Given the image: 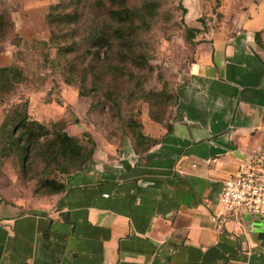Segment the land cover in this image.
<instances>
[{"label":"crops","instance_id":"1","mask_svg":"<svg viewBox=\"0 0 264 264\" xmlns=\"http://www.w3.org/2000/svg\"><path fill=\"white\" fill-rule=\"evenodd\" d=\"M181 4L192 51L171 129L144 149L98 144L42 206L0 200V264H264V219L218 201L264 150V0Z\"/></svg>","mask_w":264,"mask_h":264},{"label":"rangeland","instance_id":"2","mask_svg":"<svg viewBox=\"0 0 264 264\" xmlns=\"http://www.w3.org/2000/svg\"><path fill=\"white\" fill-rule=\"evenodd\" d=\"M29 5L30 13L16 12ZM126 5L135 12L118 21L111 0H0V51L18 38L10 20L20 21L22 38L19 73L0 92L1 201L18 210L42 206L51 194L45 180L78 167L94 141L112 148L173 118L192 51L181 0ZM24 115L44 126L35 138L17 125ZM59 130L77 137L80 154H54Z\"/></svg>","mask_w":264,"mask_h":264},{"label":"trees","instance_id":"3","mask_svg":"<svg viewBox=\"0 0 264 264\" xmlns=\"http://www.w3.org/2000/svg\"><path fill=\"white\" fill-rule=\"evenodd\" d=\"M111 3L115 5L116 7L109 8V12L111 16L118 21H124L128 18H130L134 14V9L130 8L126 5V0H111ZM4 22V13L0 12V29L2 28ZM10 25L13 27L14 22L10 20ZM191 28L186 26L187 34ZM118 33L123 32V28L116 29ZM122 35V34H120ZM15 36L18 37L17 41H14L12 44L14 45V58L10 64L7 65H0V92L3 91L6 88L7 82H13L15 77V73L18 74L19 71L16 70V66L18 62H16L15 59L17 58V55L19 53H22L21 49L19 47V42L22 40V38L18 35V32L15 31ZM125 41H128V37L125 38ZM175 104H176V92H175ZM17 125L22 126L23 132H26L28 135V138H32V136L35 138L38 135V132L41 130H44V126L42 122H40L37 119H28L26 115L22 116L19 121L17 122ZM165 127L167 130L171 129V123L170 120L168 123L165 124ZM37 129V133H35V130ZM29 139V140H30ZM28 140V141H29ZM155 139L153 137H150L147 132H138L137 137H134L132 143L136 148L144 149L150 145ZM51 149L54 151V154H80L82 146L79 143L77 137L74 135H71L67 133L65 130H59L56 131L51 138ZM57 145V148L55 147ZM96 142L94 141V146L90 150V154L88 157H83L80 160L81 166L83 163H85L87 160L91 159V154L94 153L96 149ZM30 146L26 143L23 145L24 152L29 151ZM78 166V167H79ZM76 167V168H78ZM75 169V168H74ZM45 186H47L51 193L61 191L64 188V183L60 180L49 178L45 180Z\"/></svg>","mask_w":264,"mask_h":264},{"label":"built area","instance_id":"4","mask_svg":"<svg viewBox=\"0 0 264 264\" xmlns=\"http://www.w3.org/2000/svg\"><path fill=\"white\" fill-rule=\"evenodd\" d=\"M218 201L223 211L243 208L264 219V150L251 154L237 173L223 179Z\"/></svg>","mask_w":264,"mask_h":264}]
</instances>
